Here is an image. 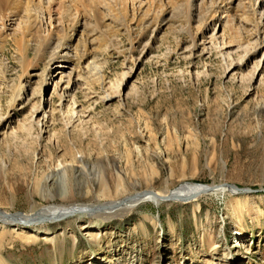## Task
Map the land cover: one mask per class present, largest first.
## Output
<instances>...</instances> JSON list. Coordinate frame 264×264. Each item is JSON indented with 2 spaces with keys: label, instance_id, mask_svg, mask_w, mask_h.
I'll return each mask as SVG.
<instances>
[{
  "label": "rangeland",
  "instance_id": "obj_1",
  "mask_svg": "<svg viewBox=\"0 0 264 264\" xmlns=\"http://www.w3.org/2000/svg\"><path fill=\"white\" fill-rule=\"evenodd\" d=\"M219 3L0 0V210L100 208L0 220V264H264V0ZM72 29L90 55L54 64L80 70L61 99L44 69ZM192 182L256 191L98 205Z\"/></svg>",
  "mask_w": 264,
  "mask_h": 264
},
{
  "label": "bare ground",
  "instance_id": "obj_2",
  "mask_svg": "<svg viewBox=\"0 0 264 264\" xmlns=\"http://www.w3.org/2000/svg\"><path fill=\"white\" fill-rule=\"evenodd\" d=\"M230 1H233V0H221V3H219L217 8L213 10L214 14L212 13L213 15H211V16L215 17V15H217L218 12H220V11L222 12V11H224V9L226 11L228 9L227 3ZM126 12L127 11L125 10V13ZM62 28H63V26H62ZM72 28H74V27L72 26ZM75 34L76 33L73 30L72 33L65 34V36L62 40H60L59 42L57 41L58 43L56 45V49L52 52V55H51L49 61H47L46 67L44 69V76H45L46 81L54 84L55 91L59 94L61 99L68 98L69 91L80 83L79 82V75H77V72L79 73L80 70L71 71V73L67 76L66 79H64V76H61L57 80L54 81V79L57 77V74L59 73L57 71V69L60 68L59 65L54 67V64L57 62H61V63H65V64L72 63L74 65H79V67H80V65H82L84 62H86L87 58H89V55H90L89 54L90 51H89V53H86V54L85 53L80 54L79 52H77L78 50H76V54L74 53L75 55L69 53V51L72 47V43L75 40ZM28 41L29 40L26 41L27 44H28ZM51 42H52V40H49L47 42V44H46L47 48L49 47V44ZM28 49H29V47L26 45V48L23 49L24 55H26V54L28 55ZM44 50H45V48H43V49L41 48L39 50V55L37 57H41V55H43V53H40V52H44ZM26 72L27 73L25 74V78L29 79V77L32 76V74H30V72L28 70ZM26 79H22V80H26ZM25 91H26V85L22 81V84L20 85V89H19L20 94H18V97L21 96ZM63 174L65 175L64 171H63ZM183 185L184 186H181L176 190L174 189L172 191H167V192L163 191V190L158 191V192H156L157 190L156 191L145 190V191H141L142 193L137 192L133 195H129L127 197H124L122 200H114V201H110V202L100 201V203L98 205L101 204L102 207H105V206L120 207L122 211H128L129 212V211L135 209L136 207H138L141 204H144L146 202L152 201L156 205H160L162 203V201H164V200H171V199L183 202V201L192 200V199L201 197L203 195L222 196V195H225L227 192H229V189H231L232 192L236 191L237 189L239 191V189H240V188H237L238 187L237 185H236L237 187H234L233 185H235V184H227V183L226 184L221 183V184L211 185V184H198V183L192 182V183H189V185H188L189 187L191 186L192 188H187V185H185V184H183ZM227 187L229 189H227ZM231 187L235 188L236 190L231 188ZM98 208L99 207H97V205H90L89 204V205L83 206L80 204L79 205L76 204L75 206L73 205L71 208L64 206L61 209H59L58 206L50 205V206H47V207H44L41 209L32 210L31 212H28V213L25 212V213H16V214H12V213H9L7 211L0 210V220L4 224L10 223L12 225L19 226V225L24 224V223L30 224V223L43 222L48 217H50V215H52V217L49 221L54 224V223H58V222L62 221V219L64 217H67L71 213L74 216L76 213L83 215L85 213V212H83L84 210H94V209L96 210ZM74 209L82 210V211L76 212V211H74ZM55 212L57 214H54V215L49 214V213H55ZM95 214L96 213H93L90 216H95ZM96 215H101V213L98 212ZM37 231L46 233L45 229L41 230V228H38V227L32 229L30 232L35 233ZM30 232H28V230L22 231L23 234H28Z\"/></svg>",
  "mask_w": 264,
  "mask_h": 264
},
{
  "label": "water",
  "instance_id": "obj_3",
  "mask_svg": "<svg viewBox=\"0 0 264 264\" xmlns=\"http://www.w3.org/2000/svg\"><path fill=\"white\" fill-rule=\"evenodd\" d=\"M234 187H237L236 185H233ZM237 188H240L239 186L237 187ZM241 192H247V191H256V190H252V189H249V188H240L239 189ZM257 190H259V189H257ZM51 217H52V215H50V217H48L46 220H44V221H48V220H50L51 219Z\"/></svg>",
  "mask_w": 264,
  "mask_h": 264
}]
</instances>
